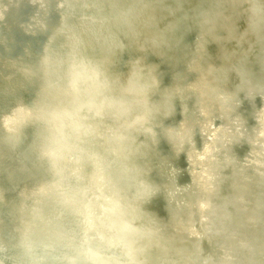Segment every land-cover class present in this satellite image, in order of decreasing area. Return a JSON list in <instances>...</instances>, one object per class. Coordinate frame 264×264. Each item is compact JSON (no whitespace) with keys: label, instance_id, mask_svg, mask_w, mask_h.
<instances>
[{"label":"clouds","instance_id":"9594fccd","mask_svg":"<svg viewBox=\"0 0 264 264\" xmlns=\"http://www.w3.org/2000/svg\"><path fill=\"white\" fill-rule=\"evenodd\" d=\"M234 7L216 3L186 17L185 32H198L202 91L211 104L264 91L243 53L221 49V63L210 62L209 43L242 44L235 26L221 24L227 36L217 34V20H229ZM239 7L246 34L264 32V0ZM68 9L55 26L42 25V48L22 69L34 86L28 123L43 180L16 230L19 264H201L199 250L179 247L170 222L147 208L168 190L162 162L193 134L189 72L165 83L150 59L181 50L178 23L161 27L148 0H83Z\"/></svg>","mask_w":264,"mask_h":264},{"label":"bare ground","instance_id":"6f19581e","mask_svg":"<svg viewBox=\"0 0 264 264\" xmlns=\"http://www.w3.org/2000/svg\"><path fill=\"white\" fill-rule=\"evenodd\" d=\"M78 2L83 0H0V264H19L16 230L32 205V190L43 180L28 123L34 86L22 69L42 48V25L55 26L68 5ZM148 2L161 27L177 22V35H183L180 51L150 59L160 64L165 83L176 72H189L186 103L193 134L178 156L162 162L161 170L171 177L165 180L168 190L147 208L170 222L179 247L199 250L201 264H264V91L241 93L239 103H209L202 91L204 61L195 51L198 32H185L191 23L186 17L216 3L234 5L229 20H217V34L227 36L221 24L235 26L242 44L209 43L210 62L221 63V49L243 53L257 82L264 81V32L246 34L243 0ZM161 149L168 153L166 146Z\"/></svg>","mask_w":264,"mask_h":264}]
</instances>
